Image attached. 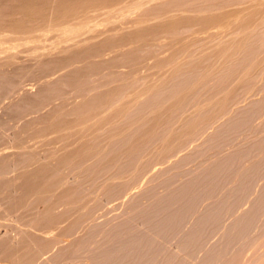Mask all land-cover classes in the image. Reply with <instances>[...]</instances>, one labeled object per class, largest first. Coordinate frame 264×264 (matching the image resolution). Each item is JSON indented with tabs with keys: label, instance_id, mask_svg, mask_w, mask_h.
Segmentation results:
<instances>
[{
	"label": "rangeland",
	"instance_id": "obj_1",
	"mask_svg": "<svg viewBox=\"0 0 264 264\" xmlns=\"http://www.w3.org/2000/svg\"><path fill=\"white\" fill-rule=\"evenodd\" d=\"M4 1L0 2V11L5 16L2 21L19 20V15L6 16L5 12L8 13L11 2L15 5L21 0ZM126 1L112 10L102 8L92 12L90 21L97 29L90 22L87 24L93 34L98 30L97 40L105 41L112 34L130 36V31L136 33L144 25L150 28L156 24L159 28L164 23L175 25V21H180L179 25L176 22L175 28L159 29L156 35L143 38L145 42L140 39L128 42V46L126 42L122 49L126 52L115 51L122 57L129 49H139L142 58L138 56V62L134 58L128 65L114 54L120 61L114 62L118 69L113 65L100 76L93 74L90 87L98 85L108 92L102 85L109 84L124 90L126 86L120 85L124 82L129 86L124 91L125 97L117 89L119 97L111 98L114 100L106 102V108L103 105L100 108L110 113L92 112L91 120L86 117L87 125L84 120L80 121L83 126L74 123L72 131L47 136L44 130L39 132L45 123L51 120L52 125L61 116L68 121L77 119L72 113L64 116L69 109L63 110L61 116L55 115L59 108L80 102V93L71 90L73 85L61 83L59 89L41 92L43 83L38 81L44 74L47 75L40 82L60 79L67 72L53 69L52 74L51 71L43 74L36 64L43 56H32L33 51L19 52L22 59L12 66L8 62L12 55L1 57L10 51L4 52L0 47L3 52L0 63L4 58L1 74L25 65L30 69L29 73L19 74L21 78L16 75L20 78H14L16 84L12 82L0 90V264H264V0ZM50 9L48 18L52 20ZM98 11L102 15L96 18L94 14ZM48 18L45 21L50 24ZM112 28L119 31L112 33ZM58 31L48 30L52 41L43 37L40 46L49 43L53 48L55 38H61ZM10 33L11 43L16 32ZM86 33L89 34L88 30ZM24 39L20 40L22 49L26 46L30 50L35 42ZM138 42L144 44L141 49ZM133 43L138 48L130 47ZM108 52L104 53L105 58L110 57ZM46 53L47 59L51 52ZM159 58L164 60L160 64ZM110 77L117 80L111 78L110 84ZM149 85H153L151 92ZM20 87L28 88L22 93ZM147 88L151 94L145 92ZM134 89L138 91L137 98ZM128 96L134 98L135 104ZM108 107L114 109L109 111ZM92 117H99L98 123L103 118L104 121L96 126L98 123ZM105 118H111L107 123L115 119L114 123L110 121L112 126L105 124ZM145 128L152 132L149 129L146 139L134 143ZM64 136L71 137L72 142ZM131 138L134 140L130 141ZM81 144L86 145L87 152L95 149L91 151L93 154L86 155L81 150L84 157L80 153L82 158L75 162L55 167L51 180L56 185L46 192L21 196L25 177L34 173L31 169H42L39 166L45 159L43 166L53 167L61 155L70 153L68 146H76L75 152ZM54 150L57 156L48 157ZM46 156L52 160L57 157V161Z\"/></svg>",
	"mask_w": 264,
	"mask_h": 264
},
{
	"label": "bare ground",
	"instance_id": "obj_2",
	"mask_svg": "<svg viewBox=\"0 0 264 264\" xmlns=\"http://www.w3.org/2000/svg\"><path fill=\"white\" fill-rule=\"evenodd\" d=\"M2 1V0H1ZM0 1V2H1ZM4 1V0H3ZM8 3H9V1H11V0H6ZM126 1V0H125ZM154 1V0H153ZM173 1V0H172ZM121 2H124V0L123 1H121V0H21L20 2H19V4H17L16 2V4L15 5H12V2L10 3L11 5H9V11H7L8 13H6L5 12V15L7 16V14L8 15H12V16H14L15 17V15H19L20 17L18 18L19 20H14L15 18H13V21L11 20V21H9V22H7L6 20L5 21H2V19L1 18H3V17H5L3 14H4V12L2 13L1 11H0V47L1 48H3V50L2 51H4V52H6V51H10L9 53H4L5 55H3V56H1V57H4V56H6V57H8V58H10L11 57V55H12V59L11 60H9L8 59V62L9 61H11L10 63H11V65L13 66V64H15V63H20V61H21V59L19 58V55L20 54H18L19 52L21 53V52H24V51H28V53L27 54H29L30 52H32V56L34 55V56H40V55H42L43 57H41V58H39V60H37V63L36 64H38L37 66H39L41 69H40V72H45V73H47V72H49L50 73V71L51 70H57V69H59V70H57V71H60V70H62V73L64 74V73H66V75L64 76L63 74H61V75H63V77L61 76V78L60 77H58V78H60V79H51V81H49V80H46V79H43V81L42 82H40L41 81V79L42 78H44V77H46L45 75H47V74H42L44 77H41L39 80L37 79V78H35L36 76L38 77V75L36 74L35 75V77H34V79H37L38 81H39V83H43V85L40 87L41 88V92H43L44 90H50V89H52V88H58V87H60V85H61V83H68V84H71V85H73L74 86V88H71V90L72 89H74L73 91L75 92V93H80V97H81V100H80V102L78 103V104H75V106L73 105V107H71V106H68V108L67 107H62V110H61V108H59L58 109V111L56 112V116L59 114V116H61V115H63L64 113L62 112L63 110H68L66 113H68L67 115H64V116H68L69 115V113H72V114H75L76 116H77V119L76 120H67L66 118L67 117H62L61 116V118H59L58 120H55L56 122L54 123V124H50V122H51V120L49 121V124H46L45 123V125H44V128L43 129H41V130H39V132H41L42 130H44L43 132L45 133V135L47 136L49 133H57L58 131L59 132H65V130L66 131H68V129H70L71 130V128H73V127H75L77 124H79V126H80V124H82V122H80V121H85V120H87V118L88 119H90L91 120V118H89V117H91L90 115L91 114H93V113H98L97 111H99L100 110V108L102 107V105L106 108V105H105V103L106 102H108V104L110 103L109 102V100L111 101V100H114V99H111V98H114L115 96H116V94H118V93H116V91H121V93L120 94H122V93H124L123 94V96L126 94V92H124L125 91V89L127 90V88L129 87V86H127L124 82L122 83V84H120V85H122V87L123 86H126V88L124 89V90H122V89H119L120 87H119V85H115L116 86V88H115V86L114 87H112V86H109V84L108 83H112L113 84V82H112V80L114 79L113 77H110V79L111 78H113V79H111V82H108L107 84H108V86L107 85H105V86H103L102 85V87L103 88H105L108 92H104V90H100V88L101 87H99L98 85L97 86H93V87H90L91 85V76L94 74L95 76H96V74L97 75H99L100 73L102 74V72L104 71V69L105 68H107V70H108V68H110L111 66H113L114 65V68L115 69H118V68H116L115 66H116V64L114 63L115 62V60H117V59H115L114 58V54H115V51H120L121 50V52L122 51H124V50H122L123 48H125V46L124 45H126V42H127V45L126 46H128V42H129V44H130V42H133V41H137V40H139L140 41V39H142L141 41H143V42H145V37L146 36H148V35H156V33L158 32V31H160L159 29H161V30H170V28L169 27H173V26H177V24L179 25V23L178 22H180V21H175V25H174V23H171V24H166V23H164V24H162L159 28H158V26L155 24L154 25V27H150V28H145L144 26V28L143 27H140V29H139V31H136V33H133V34H131V31H130V36H122V37H120V36H118L117 34V36L118 37H116V35H115V37H114V35L112 34L111 35V38H110V36H109V38L110 39H106L105 41H101V40H97V39H99L98 37H96V34H97V32H98V30H95V34H93V32L94 31H92V30H90L89 28H91V27H88V25L89 24H87V23H91L92 21H90V20H93L92 18H91V16H93V11L94 10H96L97 11V9L98 10H100V9H104V11H105V9L108 11L109 9H115V6H117V4H120ZM127 2V1H126ZM141 2V1H140ZM2 3V2H1ZM4 3H5V1H4ZM3 3V4H4ZM7 3V4H8ZM131 3V2H130ZM168 3V2H167ZM227 3V2H226ZM135 4V3H134ZM2 5V4H1ZM8 6V5H7ZM51 6H53V8L51 7ZM173 7V6H172ZM3 8V7H2ZM49 8H51L52 9V15H51V17H52V20L50 19V18H48L49 17V15H48V9ZM118 8V7H117ZM4 9V8H3ZM51 9H50V12H51ZM102 9V10H103ZM226 9V8H225ZM145 10V9H144ZM96 11L94 12L95 14H96ZM115 10H113V11H111V13L112 12H114ZM119 11V10H118ZM177 11V10H176ZM49 12V13H50ZM101 12V11H100ZM197 12V11H196ZM108 13V12H107ZM110 13V12H109ZM173 13V12H172ZM92 14V15H91ZM94 14V17L96 16V18H97V16H100V15H102V14H100L99 15V11H98V13H97V15H95ZM104 14V13H103ZM121 14V13H120ZM164 14V13H163ZM180 14V13H179ZM3 15V16H2ZM109 15V14H108ZM223 15V14H222ZM229 15H231V14H229ZM202 16V15H201ZM46 18H48V21H52V22H49L50 24H47L48 22H46L45 20H46ZM91 18V19H90ZM121 18V17H120ZM197 18V17H196ZM205 18V17H204ZM218 18V17H217ZM4 19V18H3ZM9 19V18H8ZM50 19V20H49ZM89 21H88V20ZM100 19V18H99ZM164 19V18H163ZM80 20V21H79ZM113 20V19H112ZM115 20V19H114ZM114 20H113V23H114ZM117 20V19H116ZM180 20H181V18H180ZM182 20H183V18H182ZM186 20V19H185ZM191 20H193V19H191ZM203 20V19H202ZM201 20V21H202ZM206 20V19H205ZM96 21V20H95ZM103 21H105V20H103ZM108 21V20H107ZM145 21V20H144ZM168 21V20H167ZM170 21V20H169ZM168 21V22H169ZM215 21H216V18H215ZM229 21V20H228ZM99 22V21H98ZM106 22V21H105ZM138 22H141V21H138ZM143 22V21H142ZM176 22H177V24H176ZM200 22V21H199ZM223 22V21H222ZM227 22V21H226ZM143 23H145V22H143ZM182 23V22H181ZM184 24H185V22H183ZM243 23H244V21H243ZM93 24L94 25H96L94 22H93ZM136 24V23H135ZM134 24V25H135ZM202 23H200V25H201ZM91 25H92V23H91ZM94 25H92L94 28H96ZM141 25V24H140ZM143 25V24H142ZM148 25V24H147ZM146 25V26H147ZM209 25V24H208ZM227 25V24H226ZM87 26V27H86ZM124 26V25H123ZM126 26H127V24H126ZM132 26V25H131ZM136 26H137V24H136ZM135 26V27H136ZM155 26H157V27H155ZM205 26V25H204ZM84 27V28H83ZM85 27L86 28H88V29H85ZM119 27H121V26H119ZM134 27V28H135ZM205 27H207V26H205ZM226 27V26H225ZM54 28H56L57 29V33H58V35L61 37L60 38V40H56L57 38H55V41H53L54 43H55V45H54V47L52 48V46L53 45H51L50 44V46H51V48L48 46L49 45V43H48V45L46 44V46L45 45H42V46H40V43H39V40L42 38L43 39V37H47L48 36V41H52V40H50V38H49V36H51V35H48L49 33H48V30L50 31L51 29H53V30H55L56 31V29H54ZM94 28H92L93 30H94ZM111 28V27H110ZM109 28V29H110ZM115 28H117V27H115ZM113 29L112 31H110V32H116V31H119V30H116V29ZM122 28V27H121ZM137 28V27H136ZM173 28H175V27H173ZM204 28V27H203ZM210 28V27H209ZM208 28V29H209ZM218 28H220V27H218ZM222 28H223V26H222ZM97 29V28H96ZM108 29V30H109ZM119 29V28H118ZM86 30H88V33H89V31H92L91 33H89V34H87L86 33ZM103 30V29H102ZM107 30V31H108ZM123 30H124V28H123ZM174 30V29H173ZM206 30V29H205ZM81 31V32H80ZM97 31V32H96ZM99 31H101V30H99ZM122 31V30H121ZM184 31V30H183ZM214 31V30H213ZM219 31H221V30H219ZM222 31H223V29H222ZM225 31V30H224ZM10 32H16V33H20V35H16V33L15 34H13V35H15L14 37L15 38H13V36L11 37L12 38V42L10 43L9 41L11 40L9 37L11 36L10 34H12V33H10ZM53 31H51V33H52ZM125 32V31H124ZM202 32V31H201ZM212 32V31H211ZM10 33V34H9ZM54 33H56V32H54ZM104 33V32H103ZM99 34V33H98ZM105 34V33H104ZM125 34V33H124ZM127 34V33H126ZM55 36H57L56 34H54ZM81 35V37L79 38V36ZM87 35V36H86ZM101 35V34H100ZM110 35V34H109ZM212 35H214V34H212ZM3 36H5V37H3ZM99 36V35H98ZM113 36V37H112ZM158 36V35H157ZM52 37V36H51ZM54 37V36H53ZM58 37V36H57ZM76 37H78L79 39L78 40H76ZM99 37H103L102 35L101 36H99ZM149 37V36H148ZM27 39V41H34L35 42V45H33V46H31L30 44H29V42H28V44H29V46H31V49L29 50H27L26 49V46H24L25 47V49H24V47H23V49H22V42L20 41L21 39ZM108 38V37H107ZM144 38V39H143ZM167 38V37H166ZM2 39H4V40H8L7 42L8 43H5V41L3 40L2 41ZM24 39V40H25ZM52 39H54V38H52ZM195 39V38H194ZM38 41V42H37ZM101 41V42H100ZM148 41V40H147ZM146 41V42H147ZM233 41V40H232ZM231 41V42H232ZM26 42V41H25ZM39 43V44H37V43ZM143 42H142V44H143ZM52 43V42H51ZM64 43V44H63ZM135 43V42H134ZM133 43V45L132 46H130V47H132L133 49H134V47H137L138 48V46H134L135 44H137V43H135L134 44ZM139 43V45H140V49H141V47L144 45H141V43L140 42H138ZM150 43V42H149ZM161 42H159V44H160ZM2 44V45H1ZM31 44H33V43H31ZM63 44V45H62ZM65 44H67V45H65ZM228 44V43H227ZM229 44H231V43H229ZM236 44V43H235ZM147 45V44H146ZM211 45V44H210ZM222 45H223V43H222ZM232 45H233V43H232ZM236 45H238V44H236ZM28 46V47H29ZM134 46V47H133ZM180 46V45H179ZM242 46V45H241ZM129 47V48H130ZM147 47V46H146ZM176 47V46H175ZM128 48V49H129ZM203 48V47H202ZM226 48H227V46H226ZM51 49V50H50ZM127 49V50H128ZM136 49V48H135ZM146 49V48H145ZM185 49V48H184ZM0 50V51H1ZM6 50V51H5ZM139 50V49H138ZM138 50L136 49V51L138 52ZM173 50V49H172ZM216 50V49H215ZM218 50V49H217ZM226 50V49H225ZM225 50L223 51V52H225ZM228 50V49H227ZM234 50V49H233ZM0 52V53H3V52ZM30 51V52H29ZM46 51H48V53L49 52H51L49 55H47V59L46 58H44V56H46L45 55V53H46ZM106 51H109L108 52V57L109 58H105L104 57V53L106 52ZM135 50H131L130 51V49H129V51H127V53L125 54V55H122V57H121V55L120 56H118V52H116V54H115V56H116V58H118V60L120 59V61H121V58H122V61L124 62H126L128 65H129V63H128V61H133V60H135L134 58H137L140 54V52H136ZM140 51V50H139ZM142 51V50H141ZM178 51V50H177ZM60 52H65L66 54H64V53H61L60 54ZM124 52H126V51H124ZM161 52V51H160ZM221 52V51H220ZM228 52V51H227ZM227 52H225V53H227ZM111 55H110V54ZM135 53H137L136 54V56H135ZM17 54V55H16ZM23 54V53H22ZM47 54V53H46ZM58 54H59V56H58ZM63 54V55H62ZM106 55V54H105ZM177 55V54H176ZM31 56V57H32ZM124 56V57H123ZM18 57V58H17ZM121 57V58H120ZM140 57V56H139ZM162 57V56H161ZM209 57V56H208ZM142 57H140V59H141ZM6 60L5 61H7V58H5ZM37 59V58H36ZM124 59V60H123ZM139 59V60H140ZM3 60H4V58H3ZM2 60V61H3ZM35 60V59H34ZM116 61V62H120V61ZM148 60L149 59H147V62H148ZM157 60H158V58H157ZM191 60V59H190ZM2 61H1V63H2ZM163 62L164 60H161V58H159V61L157 62L158 64H160L161 62ZM166 61V60H165ZM168 61V60H167ZM177 61V60H176ZM123 62H122V64H123ZM130 62V63H131ZM135 62H138V58H137V60L135 61ZM156 62V61H155ZM180 62V61H179ZM0 63V65H2ZM7 63V62H6ZM5 63V64H6ZM22 63V62H21ZM30 63V62H29ZM125 63V64H126ZM157 63H155V64H157ZM7 64H9V63H7ZM6 64V65H7ZM36 64H35V66H36ZM119 64V63H118ZM4 65V64H3ZM23 65V64H22ZM124 65V64H123ZM131 65V64H130ZM133 66H134V63L132 64ZM132 65H131V69H132ZM168 65V64H167ZM8 67L10 66V64L9 65H7ZM124 66H127V65H124ZM159 66V65H158ZM164 66V65H163ZM177 66V65H176ZM1 67V66H0ZM4 67V66H3ZM119 67V66H118ZM123 67V66H122ZM121 67V68H122ZM157 67V66H156ZM160 67V66H159ZM179 67V66H178ZM11 68V67H10ZM28 67L25 65V66H22V67H15V70L13 71V72H10V73H6V74H1V72L3 71V70H1V72H0V90H2L3 88L5 89V87L7 86V85H9V84H11L12 82H14L15 81V77H16V75L17 76H19V74L20 75H22V73L24 72V73H26V72H30V69L28 70L27 69ZM120 68V67H119ZM135 68V67H134ZM164 68V67H163ZM176 68V67H175ZM181 68V67H180ZM185 68V67H184ZM36 69H37V67H36ZM64 69H66V70H64ZM32 70L33 69H31V72H32ZM106 70V69H105ZM129 70V69H128ZM170 70V69H169ZM38 71H39V69H38ZM65 71V72H64ZM111 71V70H110ZM115 71V70H114ZM133 71V70H132ZM177 71V70H176ZM4 72V71H3ZM28 72V73H29ZM106 72H108V71H106ZM112 72V71H111ZM129 72H130V70H129ZM53 72L51 71V73L50 74H52ZM60 73V72H59ZM113 73H115V72H113ZM177 73V72H176ZM40 74V75H41ZM50 74H48L49 76H50ZM55 74V73H54ZM53 74V75H54ZM100 74V75H101ZM112 74V73H111ZM110 74V75H111ZM116 74V73H115ZM114 74V75H115ZM181 74V73H180ZM39 75V76H40ZM99 75V76H100ZM117 75V74H116ZM119 75V74H118ZM135 75V74H134ZM206 75V74H205ZM33 76V75H32ZM48 76V77H49ZM52 76V75H51ZM57 76V75H56ZM98 76V77H99ZM20 77V76H19ZM18 77V78H19ZM136 77H137V75H136ZM145 77V76H144ZM158 77V76H157ZM17 78V77H16ZM17 78V79H18ZM21 78V77H20ZM19 78V79H20ZM117 78H118V76H117ZM117 78L116 79H114V80H117ZM93 79H94V76H93ZM162 79V78H161ZM164 79V78H163ZM37 80H33L34 82L33 83H35ZM45 80V81H44ZM55 80V82H53ZM60 80V81H59ZM109 80V79H108ZM122 80V79H121ZM175 80V79H174ZM62 81V82H61ZM110 81V80H109ZM123 81V80H122ZM122 81H120V82H122ZM134 81V80H133ZM140 81V80H139ZM138 81V82H139ZM154 81V80H153ZM152 81V83H154ZM137 82V81H136ZM135 82V83H136ZM149 82V81H148ZM47 83V85H45ZM131 84H129L130 86H133L132 85V82H130ZM14 84H16L15 82H14ZM32 84V83H31ZM38 84V83H37ZM52 85V86H48V85ZM125 84V85H124ZM151 84V83H150ZM156 84V83H155ZM40 85V84H39ZM55 85V86H54ZM67 85V84H66ZM93 85V84H92ZM148 85V84H147ZM157 85V84H156ZM160 85V84H159ZM162 85V84H161ZM186 85V84H185ZM10 86V85H9ZM9 86H7V87H9ZM26 86H29L28 84H26ZM35 86V85H34ZM69 86V85H68ZM107 86V87H106ZM166 86V85H165ZM95 87H97V88H95ZM99 87V88H98ZM108 87H110V88H112V89H114L112 92L110 91V88L109 89H107ZM117 87H119V88H117ZM149 88H150V92L151 91H153V90H151L152 89V87H153V85L152 86H148ZM160 87V86H159ZM158 87V88H159ZM162 87V86H161ZM21 88V87H20ZM28 88V87H27ZM27 88H25L26 90H27ZM132 88V87H131ZM157 88V87H156ZM23 88H21V90H22ZM25 89H23V91H22V93L24 92V90ZM59 89V88H58ZM57 89V90H58ZM77 89V92L75 91ZM111 89V90H112ZM117 89H119V90H117ZM138 89V88H137ZM148 89V88H147ZM147 89H145L146 91V93L149 91V89L147 90ZM154 89V88H153ZM12 90V89H11ZM56 90V89H55ZM129 91L128 92H130V89H128ZM135 90V89H134ZM140 90V89H139ZM161 90V89H160ZM20 91V90H19ZM79 91V92H78ZM115 91V92H114ZM119 91V92H120ZM123 91V92H122ZM132 91V90H131ZM141 91V90H140ZM26 92V91H25ZM142 92V91H141ZM141 92H139L140 94H141ZM150 92H148V93H150ZM21 93V94H22ZM27 93V92H26ZM131 93V92H130ZM133 93V92H132ZM136 93V94H135ZM135 93H133L135 96L134 97H136L137 98V94H138V91H136L135 90ZM142 93H144V92H142ZM20 93L18 92V95H19ZM45 94V93H44ZM63 94V93H62ZM129 94V93H128ZM139 94V95H140ZM145 94V93H144ZM151 94V93H150ZM43 95V94H42ZM58 95V94H57ZM119 95V94H118ZM146 95H148L149 96V94H146ZM154 95V94H153ZM27 96V95H26ZM63 96V95H62ZM76 96H77V94H76ZM121 96V95H120ZM131 96V95H130ZM130 96H128V98H131L130 100H132V102L134 101V98L133 97H130ZM141 96V95H140ZM140 96H138V97H140ZM144 96V95H143ZM143 96H142V98H143ZM43 97H44V95H43ZM117 97H119V96H116V98ZM125 97V96H124ZM150 97V96H149ZM29 98V97H28ZM32 98V97H31ZM47 98H48V96H47ZM34 99H36V98H34ZM34 99H32V100H34ZM121 99H123L122 97H121ZM23 100H25V99H23ZM31 100V99H30ZM30 100L28 101V99L26 100V101H28V102H30ZM48 100V99H47ZM59 100V99H58ZM119 100V99H118ZM118 100H116V101H118ZM115 101V102H116ZM121 102H122V100H120ZM129 101V99L126 101V105L128 106V102ZM153 101V100H152ZM123 102H125V99L123 100ZM122 102V104H125V103H123ZM130 102L131 101H129V104H130ZM155 102V101H154ZM160 102V101H159ZM118 103V102H117ZM138 103V102H137ZM45 104V103H44ZM67 104V103H66ZM107 104V105H108ZM116 104V103H115ZM119 104V103H118ZM133 104H135L134 102H133ZM147 104V103H146ZM60 105V104H59ZM126 105H123V106H126ZM147 105H149V104H147ZM174 105V104H173ZM110 106V105H109ZM112 106V105H111ZM114 106V105H113ZM116 106V105H115ZM115 106H114V108H115ZM127 106H126V108H127ZM130 106H132V103H131V105ZM152 106V105H151ZM70 107H71V109H70ZM103 107V108H104ZM117 107H118V105H117ZM102 108V110H100V111H105L104 109ZM111 108H113V107H110V109H109V107H108V109H109V111L111 110ZM113 108V109H114ZM125 108V110H127L128 108H129V106H128V108L126 109ZM132 108V107H131ZM158 108V107H157ZM173 108V107H172ZM119 109V108H118ZM47 110V109H46ZM53 110V109H52ZM51 110V111H52ZM14 111V110H13ZM21 111V110H20ZM54 111H55V108H54ZM113 111H115V110H113ZM19 112V111H18ZM93 112V113H92ZM101 112V113H102ZM105 112H107V113H110V112H108L107 110L105 111ZM105 112H104V114H102V115H105ZM118 112H120V111H118ZM52 114H53V112H51ZM63 113V114H62ZM126 113V112H125ZM21 114V113H20ZM100 114V113H99ZM99 114H96V116H99ZM116 114V113H115ZM129 114V113H128ZM51 115V114H50ZM54 115V116H55ZM89 115V116H88ZM95 115V114H94ZM101 115V114H100ZM148 115V114H147ZM73 116V115H72ZM93 116V115H92ZM46 117V116H45ZM87 117V118H86ZM100 117V116H99ZM99 117H96L97 119L99 118ZM110 117H111V114H110ZM115 116H113V114H112V117L111 118H114ZM202 117H204V116H202ZM49 118H50V116H49ZM52 118V117H51ZM76 118V117H75ZM74 118V119H75ZM96 118L95 117H92V120L95 122V124L96 123H98V121H99V119H98V121L96 120ZM111 118H105V119H107L106 120V123L105 124H107L108 125V123L112 126V124L114 123V121L113 120H115V119H112V120H110L111 122L113 121V123L111 124V122L109 121L108 123H107V121H108V119H111ZM116 118V117H115ZM133 118V117H132ZM139 118V117H138ZM158 118V117H157ZM15 119V118H14ZM45 119H47V118H45ZM102 119V118H101ZM101 119H100V121H101ZM156 119V118H155ZM96 120V121H95ZM103 121H104V118L102 119ZM149 120V119H148ZM156 120H158V119H156ZM155 120V121H156ZM44 121H46V120H44ZM102 121V122H103ZM150 121V120H149ZM53 122H54V120H53ZM78 122H80V123H78ZM89 122V120L86 122L85 121V123H83V124H85V125H87V123ZM102 122H99L96 126H99V124H101ZM76 125H75V124ZM117 123H119V122H117ZM129 123V122H128ZM147 123V122H146ZM198 123V122H197ZM32 124V123H31ZM34 124H35V122H34ZM83 124H82V126H83ZM90 125H91V123H89ZM88 124V125H89ZM92 124H93V122H92ZM94 124V125H95ZM136 124V123H135ZM149 124V123H148ZM84 125V126H85ZM94 125H91L92 127L94 126ZM154 125V124H153ZM153 125L151 124V127H152V129H153ZM78 126V125H77ZM91 126H88V127H91ZM109 126V125H108ZM144 126H146V125H144ZM143 126V127H144ZM91 127V128H92ZM102 127H103V125H102ZM101 127V128H102ZM139 127H141V126H139ZM150 127V126H149ZM150 127V128H151ZM194 127V126H193ZM81 128V127H80ZM83 128V127H82ZM85 128H87L86 126H85ZM149 128V129H150ZM93 129V128H92ZM96 129H98V128H96ZM114 129H115V126H114ZM117 129V128H116ZM115 129V130H116ZM146 130L145 131H142L141 130V132L142 133H139L141 136H137L138 137V139L137 140H135V142L134 143H138L140 140H141V138H143V139H146V138H144V136H146V135H148L147 133H150V131L152 132V129H150V131H149V129L148 128H145ZM193 129V128H192ZM73 130V129H72ZM71 130V131H72ZM78 129H76V130H74V131H76V132H79V131H77ZM129 130V129H128ZM131 130V129H130ZM94 131H96V130H94ZM140 131V130H139ZM149 131V132H148ZM38 132V133H39ZM47 132V133H46ZM135 132V131H134ZM80 134H82L81 132H79ZM92 133H93V131H92ZM117 133H119V132H117ZM184 133V132H183ZM41 134H43V133H41ZM63 134V133H62ZM61 134V136H62V138H63V135L65 134H63L62 135ZM70 134V136H71V133H69ZM68 133H66L65 135H69ZM88 134V133H87ZM44 135V134H43ZM53 135V134H52ZM58 135V134H57ZM56 135V136H57ZM72 135L74 136V137H78V136H75V135H77V134H74V132H72ZM117 135H119V134H117ZM134 135V134H133ZM35 136H38V135H35ZM50 136V135H49ZM61 136H60V138H61ZM135 136V135H134ZM54 137V136H53ZM64 137H66L68 140V142H72L71 140H70V138L68 137V136H64ZM133 137V136H132ZM150 137V136H149ZM51 137H49V139H50ZM57 138H59V137H57ZM61 138V139H62ZM118 138V137H117ZM120 138V137H119ZM124 138V137H123ZM61 139H60V141H61ZM75 139V138H74ZM79 139V138H78ZM133 138H131L130 139V141L132 140ZM136 139V138H135ZM142 139V140H143ZM63 140H66V139H64L63 138ZM134 140V139H133ZM89 141V140H88ZM136 141H138V142H136ZM176 141V140H175ZM174 141V142H175ZM184 141V140H183ZM49 142H51V141H49ZM78 142V141H77ZM127 142V141H126ZM67 145H69L68 143H66ZM76 144V143H75ZM87 144V143H86ZM92 144V148H93V143H91ZM131 144V143H130ZM140 144V143H139ZM55 145V144H54ZM58 145H60L59 143H58ZM67 145L65 146L66 148H67ZM84 144H81V146H80V149H79V147H78V149L79 150H76L75 152H74V148L76 147H74V148H72V145H71V147L70 146H68V148H72L71 150H69L68 148H67V150L68 151H70V153L69 154H65V152H64V154L65 155H61V157H60V159L58 160V163L57 164H55V166H50L49 165V159H51L52 160V158H48L50 155L51 156H54V155H56V153L54 154V152H56L55 150L53 151V153L52 152H50V154L48 155V166H50V167H44L43 165H45L44 163L46 162V159H45V161H44V163H43V167L40 165V163L41 162H43V161H40V163H38V166L39 167H41L42 169H39V171H36L35 169H31V172L32 171H34V173H33V175L31 176V175H29L28 174V176H30V177H25V176H23V180H24V177L27 179L26 180V182H25V184H24V187H23V185H22V187H23V189H21L22 190V197L24 198V197H26V196H28L29 194H34L35 195V193H41V192H46V190L47 189H50V188H52V185H56L55 183H54V181L55 180H51L52 178H51V176H53V172L55 173V167L57 166V165H62V164H70V163H72V162H75L74 160H77V158L78 157H81L80 155L82 154V157H84L83 156V152H81V150H84V153L85 152H87V150L85 149V146L86 145H84ZM88 145V144H87ZM137 144H135L134 146H136ZM167 145V144H166ZM170 145V144H169ZM50 146V145H49ZM57 146V145H56ZM95 146V145H94ZM51 147V146H50ZM81 147H83V148H81ZM53 148V147H52ZM51 148V149H52ZM60 148V147H59ZM64 147H63V145H62V149H63ZM65 148V149H66ZM86 148H88V146L86 147ZM90 148V147H89ZM77 149V148H76ZM86 150V151H85ZM89 150V149H88ZM95 149H93V150H91V151H94ZM127 150V149H126ZM140 150V149H139ZM50 151V150H49ZM67 151V152H68ZM90 150H89V152H87V154L86 155H90V153H92ZM58 152H60V151H58ZM58 152H57V154H58ZM124 152V151H123ZM122 152V153H123ZM128 152V151H127ZM52 153V154H51ZM81 153V154H80ZM126 153V152H125ZM129 153V152H128ZM130 153H131V151H130ZM54 154V155H53ZM60 154H61V152H60ZM59 154V155H60ZM93 154V153H92ZM121 154V153H120ZM124 154V153H123ZM58 155V156H59ZM57 156V155H56ZM122 156V155H121ZM32 157V156H31ZM45 157V158H46ZM81 157V158H82ZM57 159V157H54V159L52 160V161H54V160H56ZM81 158H80V160H81ZM117 158V157H116ZM28 160H30V159H28ZM28 160H25V162L26 163H29L30 164V162L28 161ZM33 160V159H32ZM4 161V160H3ZM31 161V160H30ZM35 161V160H34ZM52 161H50V163L52 162ZM57 161V160H56ZM1 162H2V160H1ZM36 162V161H35ZM35 162H31V163H35ZM37 162H38V160H37ZM133 162V161H132ZM53 163V162H52ZM77 163V162H76ZM42 164V163H41ZM2 165V163H0V166ZM7 165V164H6ZM47 165V164H46ZM8 166V165H7ZM25 166H27V165H25ZM37 166V167H38ZM34 167H36V165H34ZM33 167V168H34ZM36 167V168H37ZM52 167V168H51ZM2 168H3V166H2ZM1 168V169H2ZM5 170V169H4ZM26 170H28V168L26 169ZM38 170V169H37ZM54 170V171H53ZM3 171V170H2ZM30 170H28V172H29ZM24 173V172H23ZM4 174V173H3ZM26 174V173H25ZM30 174H32V173H30ZM52 174V175H51ZM5 175V174H4ZM57 177V176H56ZM54 178H55V176H54ZM2 180V179H1ZM25 181V180H24ZM54 183V184H53ZM57 188V187H56ZM54 191V190H53ZM52 192V191H51ZM70 194V193H69ZM41 195V194H40ZM20 196V197H21ZM66 196V195H65ZM67 196H68V194H67ZM39 198V197H38ZM21 200H22V198H20ZM57 199H58V197H57ZM56 199V200H57ZM18 201V200H17ZM16 201V202H17ZM20 201V200H19ZM263 201V200H262ZM21 202H23V200L21 201ZM18 203V202H17ZM22 204V203H21ZM49 207V206H48ZM48 213V212H47ZM96 219V218H95ZM21 243V242H20ZM1 245V244H0ZM3 246V245H2ZM8 247V246H7ZM5 249H7V248H5ZM9 251V250H8ZM12 252V251H11ZM10 254V253H9ZM5 256V255H4ZM11 256V255H10ZM25 256V255H24ZM28 259V258H27ZM22 260V259H21ZM26 260V259H25ZM146 263V262H145Z\"/></svg>",
	"mask_w": 264,
	"mask_h": 264
}]
</instances>
